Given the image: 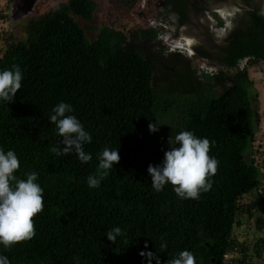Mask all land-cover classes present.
Instances as JSON below:
<instances>
[{
    "label": "trees",
    "instance_id": "1",
    "mask_svg": "<svg viewBox=\"0 0 264 264\" xmlns=\"http://www.w3.org/2000/svg\"><path fill=\"white\" fill-rule=\"evenodd\" d=\"M164 1L163 22L175 38L193 14L205 18V40L190 34L193 56L162 43L158 25L131 35L104 26L89 37L91 27L76 17L91 20L94 0L60 2L28 22L25 39L5 38L0 71L19 65L23 79L12 102L0 100V149L17 155L14 175L36 172L43 189L35 236L0 245L10 264H156L149 254L167 264L184 250L196 264H228L232 252L240 254L232 258L237 264L264 257V235L249 246L235 233L253 219L264 231V165L253 155L258 91L249 72V63L264 61V0ZM234 6L225 18L221 11ZM144 39L160 46L138 45ZM60 102L92 137L83 146L92 156L86 164L75 153L50 151L62 146L49 120ZM149 123L159 130L150 132ZM185 130L207 138L219 162L211 190L196 200L178 197L171 184L155 191L147 171L162 164L168 138ZM105 147L119 150V163L90 188L87 178L97 174ZM246 195L252 200L245 204ZM115 227L123 235L113 243L106 231Z\"/></svg>",
    "mask_w": 264,
    "mask_h": 264
},
{
    "label": "clouds",
    "instance_id": "2",
    "mask_svg": "<svg viewBox=\"0 0 264 264\" xmlns=\"http://www.w3.org/2000/svg\"><path fill=\"white\" fill-rule=\"evenodd\" d=\"M156 25L162 30L165 22L163 24L151 22L150 24V26ZM5 26L7 25L4 23V28H7ZM4 31L6 29L3 30L2 27L0 37L4 45L0 48L2 50L0 56L6 50ZM186 38L191 37H174V41L162 43L170 45L171 50H176L178 47L186 49V44L182 42ZM173 43L174 47H171ZM22 79L19 65H13L11 70L0 71V100L12 102L21 89ZM52 111L54 114L49 120L51 124H55L58 135L63 139L60 141L62 146H53L50 151L56 156H68L75 153L79 161L85 164L91 161V154L86 153L83 146L91 143L92 137L84 130L76 116L66 115L73 111L72 106L60 102ZM148 128L150 132L159 130L156 123H149ZM168 143L171 147L164 153L162 164L158 166L149 164L147 169L151 176L153 189L160 192L166 184H171L178 197L199 199L201 192L206 193L211 190V177L215 176L218 169L219 162L209 155L210 141L207 138H198L193 132L185 130L180 131L174 137L170 136ZM98 159L97 174L89 175L87 178L90 188L99 187L113 165L119 163V150H110L105 147ZM19 168L20 161L15 152L8 150L5 153L0 149V245H3L5 249L32 239L35 236L34 217L43 211V189L35 182L38 174L36 172L26 173V179H19L14 175ZM120 235H123L120 227L106 231L107 239L113 243ZM166 247V243L161 244V248ZM234 254L237 253L232 252L227 255L228 264H237L232 261ZM151 259H156V264H160L158 258L149 254V261ZM0 264H10L8 257L0 256ZM167 264H196V260L190 251L184 250L179 253L178 257L168 260Z\"/></svg>",
    "mask_w": 264,
    "mask_h": 264
},
{
    "label": "rangeland",
    "instance_id": "3",
    "mask_svg": "<svg viewBox=\"0 0 264 264\" xmlns=\"http://www.w3.org/2000/svg\"><path fill=\"white\" fill-rule=\"evenodd\" d=\"M69 0H37L34 5V10L30 13L24 14V10L16 16L13 12L14 5H16V0H7L5 4H1L0 7L2 8V12L0 13V25L3 27V32L5 38L11 35L17 39H25L26 38V26L28 22L33 19L37 18L49 11H51L56 5L60 2H68ZM96 2V9L94 12V16L91 20H84L80 17H76L79 23L88 28L87 34L89 37H93L101 27L105 25H111L114 28H121L125 31V33H129L136 29H141L146 27L149 22H147L144 18H140V15L137 8L138 1L141 0H94ZM144 1L143 7L145 14L150 16V12L146 9V2ZM155 2V0H153ZM231 2V1H229ZM154 7V6H153ZM152 7V8H153ZM133 11L132 9H135ZM236 12V7H227L221 11L225 18L232 16ZM15 15V18L13 16ZM190 23L188 25L180 26V36H188L191 38L184 39L182 41L186 44V49H188L189 55H194V45L196 44V36L198 40H205L203 31V25L206 23L204 17L200 15L193 14ZM151 22L159 23L151 20ZM5 23L7 28H4L2 24ZM212 23H214L212 21ZM162 29L165 31H161L160 37L161 41H168L172 42L174 38V30L171 26L163 25ZM191 33L193 34L190 36ZM225 34L224 29H221L219 33L214 36V39H220ZM202 35V36H201ZM195 37V38H194ZM174 41V40H173ZM190 42V43H189ZM201 42V41H200ZM175 43V42H174ZM174 43L171 44V47H174ZM3 46V44H2ZM249 72L251 78L254 80L255 87L258 91V106H259V115H260V122H259V129L256 133L254 138V146H253V155H257L261 161H263L264 165V61L251 64L249 63ZM261 196L264 197V180L261 184ZM252 200V195H246L242 198L243 203H249ZM257 215H263V211H258ZM255 219H253L250 224L243 222L242 226L236 228V235L240 238L241 241H246L247 245H252L261 235H264V231H258L255 227ZM235 257L240 259V254H234ZM235 263V262H234ZM233 264V263H231ZM254 264H264V257L254 259Z\"/></svg>",
    "mask_w": 264,
    "mask_h": 264
},
{
    "label": "flooded vegetation",
    "instance_id": "4",
    "mask_svg": "<svg viewBox=\"0 0 264 264\" xmlns=\"http://www.w3.org/2000/svg\"><path fill=\"white\" fill-rule=\"evenodd\" d=\"M28 2H29V0H21L16 5H14V8H13L14 14L16 16H18V14H20L24 9H26ZM145 2H146V9L148 11H151L150 16L145 14V11H144L145 9L143 7L144 1H142V0L138 1L137 8H138V10H140L138 12V14L140 15V18H144L147 22H149L147 27L150 26L151 20H153L155 22H159L160 24H163V22H162L163 17H164L163 8L165 7V1L164 0H155V2H154L153 0H145ZM132 10L136 11V8L132 9ZM105 26L112 27L111 25H105ZM116 29H121V28H116ZM155 42L156 41H154L152 39H144L143 41L139 42L138 45H140L144 48H148V49H155V47L157 49L160 45L155 44Z\"/></svg>",
    "mask_w": 264,
    "mask_h": 264
},
{
    "label": "water",
    "instance_id": "5",
    "mask_svg": "<svg viewBox=\"0 0 264 264\" xmlns=\"http://www.w3.org/2000/svg\"><path fill=\"white\" fill-rule=\"evenodd\" d=\"M19 1H21V0H16V3H18ZM36 1L37 0H29L26 9H24V14L30 13L31 11L34 10L33 8H34ZM13 18H15V16H13Z\"/></svg>",
    "mask_w": 264,
    "mask_h": 264
},
{
    "label": "crops",
    "instance_id": "6",
    "mask_svg": "<svg viewBox=\"0 0 264 264\" xmlns=\"http://www.w3.org/2000/svg\"><path fill=\"white\" fill-rule=\"evenodd\" d=\"M0 2L3 5V4H5V2H7V0H0ZM2 44L4 45L3 40H2V37H0V48L2 47ZM0 51H2V50H0Z\"/></svg>",
    "mask_w": 264,
    "mask_h": 264
},
{
    "label": "built area",
    "instance_id": "7",
    "mask_svg": "<svg viewBox=\"0 0 264 264\" xmlns=\"http://www.w3.org/2000/svg\"><path fill=\"white\" fill-rule=\"evenodd\" d=\"M2 12V8L0 7V13ZM3 13V12H2ZM2 26H4V23L2 24ZM2 29L1 25H0V30Z\"/></svg>",
    "mask_w": 264,
    "mask_h": 264
},
{
    "label": "snow or ice",
    "instance_id": "8",
    "mask_svg": "<svg viewBox=\"0 0 264 264\" xmlns=\"http://www.w3.org/2000/svg\"><path fill=\"white\" fill-rule=\"evenodd\" d=\"M190 43V42H189Z\"/></svg>",
    "mask_w": 264,
    "mask_h": 264
}]
</instances>
